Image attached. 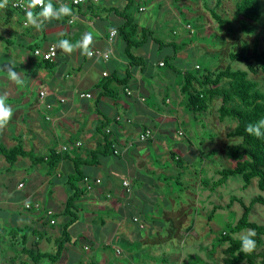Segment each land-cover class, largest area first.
Masks as SVG:
<instances>
[{"label": "crops", "instance_id": "1", "mask_svg": "<svg viewBox=\"0 0 264 264\" xmlns=\"http://www.w3.org/2000/svg\"><path fill=\"white\" fill-rule=\"evenodd\" d=\"M14 1L17 0H0V90L9 91L6 103L13 108V116L8 122L13 127L5 132L15 141L9 146L0 142L6 147L20 142L34 159H45L51 150L67 158L59 161L49 174L43 165L28 157H17L12 166L4 161V172H0V188H3L0 205L8 208L12 218L8 232L4 229L6 224L3 228L0 224V244L4 243L6 248L8 244H20L21 250L22 233L14 230L28 228L26 247L34 243L40 251L45 244L54 246L67 220L62 211L69 194L67 178L76 176L72 161L75 160L83 178L98 179L100 183L89 192L84 190L82 182L78 186L81 191L74 201L77 219L68 228L71 242L65 245L60 259L64 264H78V257L82 261L85 250L91 253L89 263L93 264H210V254L218 248L214 246L218 243L217 235L212 233L210 224L220 214L210 213L203 198L199 200L205 193V202L209 203L203 186H207L203 179L206 167L201 166L194 174L197 179L192 181V186L197 194L193 193L189 205L175 203L170 184L164 183L171 179L172 171L183 169L182 158L187 153L183 145L173 142L172 131L187 141L192 150L189 153L204 163L205 154L212 150L208 146L210 140H205L207 143L202 142L199 151L184 129L189 118L181 117L185 97L180 93L179 72L185 69L178 70L176 63L184 61L186 54L179 50L169 62L176 70H161L158 64L171 56V48H161L158 42H176L158 39L148 27L149 19H139L138 13L146 11L143 0H140L142 4H133L131 14L137 34L140 35L142 28L148 29L153 41L147 38L142 45L131 48V53L143 60L142 66L133 67L124 54L125 43L118 33L123 19L112 11H120L125 0H85L76 6L55 0L52 1L55 9L67 4L73 15L38 16L42 21L39 28L26 22V12L32 11L35 16L40 10L28 0H21L27 5L25 11L14 9L11 6ZM151 1L148 8L169 10L167 0ZM113 30L117 33L111 37ZM87 34H91V39H85ZM60 40L69 41L72 47H60ZM50 45L56 48L53 61L45 62L33 56L34 49H46ZM166 49L169 52L160 56ZM95 50L108 53L109 58L88 55ZM9 68L19 73L22 85L9 78ZM40 90L47 92L43 103L52 104L51 109H45L41 103ZM84 93L91 97H79ZM196 116L200 115L191 114L195 122ZM145 129L151 130L152 137L141 142L138 138ZM201 129L205 131L204 127ZM105 137L110 143V149L106 150ZM113 150L118 153L114 154ZM23 161L25 167H18ZM169 161L177 163L175 170L170 169ZM123 181L128 182L129 192ZM176 183H180L179 179ZM18 184L21 188H17ZM26 200L33 201L30 206L40 204V208L26 209ZM20 206L33 218L23 216ZM44 209L53 210L54 215L46 218ZM133 218L138 221L134 222ZM50 219L54 220L53 224ZM162 220L172 238L156 237L163 231ZM207 234L212 237L209 246L204 244ZM175 241L179 245L183 242L185 249L179 247L181 251L177 253V244L170 246Z\"/></svg>", "mask_w": 264, "mask_h": 264}, {"label": "rangeland", "instance_id": "2", "mask_svg": "<svg viewBox=\"0 0 264 264\" xmlns=\"http://www.w3.org/2000/svg\"><path fill=\"white\" fill-rule=\"evenodd\" d=\"M237 1L238 0H220V5L216 7L217 0H167L169 3V10L159 11L157 6L154 9L148 8L149 2H152L151 0H143L146 5V11L138 13V15L141 20L142 18L149 19L148 27L156 34L158 39L162 41L171 40L179 44L180 51L183 55L186 54L187 57L184 61L176 63V68L178 70L193 69L194 65H198L200 71L205 69L211 74L224 69L226 66L234 70L243 71L246 70L245 64L239 61H230L228 59V54L230 52L236 53L240 49H243L247 55H250L255 37L259 38V47L264 51V0H259L261 2V19L257 23L244 21L242 17L235 13L234 5ZM133 2L135 6L142 4L140 0H133ZM161 4L165 6L163 2H161ZM210 10H214L215 13L222 20L227 21V23L223 26L218 25L211 16ZM243 21L247 27L254 29L252 34H247L241 30V23ZM187 26H189V28H187ZM172 31H175L176 34L172 33ZM168 52V49L162 50L159 55L163 57ZM162 68L161 70L167 69L164 66H162ZM248 77L257 81L259 89L264 93V74L261 72L256 75L249 73ZM0 93H6L7 98L10 96L9 91L0 90ZM220 104V98H215L210 101L206 110L198 113L200 116H196V122L186 109L182 110L181 117L189 118V122L185 123L184 129L186 133L191 136L189 138L190 142L201 151L200 144L205 142V140H210L208 146L212 150L208 151L209 155L205 154L206 156H204V158L206 162L204 163L198 156H192L189 153L191 149L188 147L187 141L179 139L177 133L172 131L173 142L177 143L179 146L183 145L187 153L186 156L182 158L183 169L179 168L177 173L172 171L171 179L167 178L166 182H163L170 184L172 196L174 200L176 199L175 203L179 204L183 202L189 205V203L193 201V193L194 195L197 194L194 192L195 189L192 186V181L197 179V176L194 174L200 171L201 166H205L206 171H203V179L207 186L204 184L203 186L207 189L209 203L207 204L205 202V193L199 196V200L203 198L204 206H206V209H208L210 213L216 211L220 214L216 215L214 220L211 219V221H213V223L210 224V227L213 229L212 233H216V238H218L220 234L226 233L233 239L241 240V236L247 234L250 229L235 231L233 228L242 216L245 208L249 210V222L264 226V206L259 203H252L253 199L264 197V192L258 190L256 179H253L251 183L246 186L240 176L229 177L221 185H217L216 182L219 179L217 172L222 168H231L234 164L225 157L224 153L226 146L230 143L239 141L238 138L229 136L233 131L235 122L228 118L219 120L218 108ZM10 126L13 127L12 122H6L0 125V141L7 146L13 144V141H15V139H10L8 133L5 132ZM201 127H204L205 131H202ZM206 143L207 142H205V144ZM155 157L154 155V158ZM169 164L168 166H170V169L175 170L176 167L174 166L177 165V163L169 161ZM5 166L6 163L0 156V172H4ZM17 166L24 168L25 161L18 163ZM0 178L2 179L1 175ZM177 179H179V184L176 183ZM17 188H21L20 184L17 185ZM23 192L24 190L21 193ZM2 195L3 188H0V198H2ZM26 203L32 205L33 201L26 200L24 204ZM20 209L23 216H30L33 218L30 212L24 211L22 207ZM0 215L3 217L1 218L0 216L1 227L3 228V224L5 223L6 227L4 229L8 232L10 227L8 223H10L9 220L12 218L11 212L8 208L1 207L0 205ZM161 223L162 225L160 227L163 228V231H159L156 237L162 236L165 239H168V237L172 238L171 234L165 229V222L162 220ZM53 228H56V225ZM203 233H205V231ZM207 236L204 244L209 246L212 237L208 234ZM183 239L185 240L186 237ZM175 242L176 243L170 244V246L174 247V245L177 244V250H175L177 253L181 251L178 249L179 247L185 249L183 242L182 245H179L177 241ZM210 243H212V241ZM219 243L220 242L214 244V246L218 248L215 252L210 254V264H224L223 260L228 258L224 253V249L228 244ZM19 245L8 244L6 248V245L1 243L0 264H19L21 261L27 260L28 258L19 250ZM32 246L33 245L30 244L28 245V247ZM54 251L55 247L49 243L45 244V247L40 248V252L54 253ZM263 251L264 236L261 237V243L256 248V253ZM87 252L88 250H85L81 254L82 261H80L78 257V264H90L89 257L91 253L87 254ZM259 262L260 258H257L255 264H259ZM40 264H64V261L59 260L56 263H51L45 259L42 260Z\"/></svg>", "mask_w": 264, "mask_h": 264}, {"label": "trees", "instance_id": "3", "mask_svg": "<svg viewBox=\"0 0 264 264\" xmlns=\"http://www.w3.org/2000/svg\"><path fill=\"white\" fill-rule=\"evenodd\" d=\"M133 4V0H125V6L120 11L112 9L119 18L123 19L121 26L118 28V33L125 43L124 54L131 67L142 66L143 64L141 58H137L131 53V48L142 45L147 38L153 41L152 32L148 29L142 28L140 35L137 34V25L134 23L131 14ZM219 5L220 0H217L215 6L218 7ZM234 8L235 13L242 17L244 21L257 23L261 19V2L259 0H238ZM209 12L218 25L223 26L227 23L214 10ZM244 21L241 23V30L247 34H252L254 29L247 27ZM139 36L140 38H138ZM158 43L161 48L165 46L171 48V56L164 58L163 66L176 70L169 62L175 58L180 47L173 42L167 44ZM228 59L230 61L243 62L246 70H234L226 66L224 69L211 74L205 69L200 71L199 66L197 69H185L183 73L179 72L181 75L180 93L185 97V109L192 115L204 112L210 101L220 98L219 120L228 118L235 122L233 131L229 136L236 137L239 141L228 144L224 153L225 157L234 164L231 168H222L217 172L219 175V179L216 182L217 185H221L229 177L240 176L246 186L253 179H256L258 190L264 192V137L258 138L246 131L249 123H255L259 119L264 118V93L259 89L258 82L248 77L249 73L256 75L261 72L264 74V51L259 47V38H254L250 55L240 49L236 53L230 52ZM113 79L117 82L115 77ZM111 81L112 79L107 82ZM104 143V149H110V143L107 142L106 137L104 138ZM103 151L99 153H104ZM0 156L9 166L15 163L17 157H28L31 161H37L43 165L47 174L55 169L59 161L67 158L65 154L58 155L51 150L45 155V159H34L30 152L23 150L20 142H17L12 147H6L0 142ZM72 161L76 176L67 178L69 194L63 204L62 211V216L67 218V220L61 226L60 236L54 241V253L40 252L35 244L32 247H26L25 238L30 230L28 228L15 229V233H22L21 251L28 258L19 264H40L45 259L51 263H56L65 253V245L71 242L68 228L77 219V208L74 201L81 191L78 186L83 179L78 170L79 163L75 160ZM252 203H259L264 206V197L253 199ZM248 211V208L244 209L242 216L233 229L235 231L243 229L254 230L255 236L253 238L257 241L256 247L251 252L243 251L240 248V240L233 239L226 233L220 234L217 241L228 244L224 249V253L228 256V258L223 260L224 264H255L257 258H260L259 264H264V251L256 253V248L261 243V237L264 236V226L249 222Z\"/></svg>", "mask_w": 264, "mask_h": 264}, {"label": "clouds", "instance_id": "4", "mask_svg": "<svg viewBox=\"0 0 264 264\" xmlns=\"http://www.w3.org/2000/svg\"><path fill=\"white\" fill-rule=\"evenodd\" d=\"M73 11L71 7L67 4H63L59 9H55L52 0H48L46 4L43 5L41 11L34 16L32 11H27V23L34 25L35 27H41L42 21L38 19L39 17L44 18H60L61 16H72ZM85 39H91V34H87ZM59 46L63 48H71L72 45L67 40H60ZM8 76L11 80L15 81L17 85H22L23 80L21 79L19 73L15 69H8ZM7 94L0 93V125L8 122L13 116V108L10 104L6 103ZM246 131L256 137H264V118L259 119L255 123H249ZM255 236L254 230H248L247 234L241 236L240 248L243 251L251 252L255 249L257 241L253 238Z\"/></svg>", "mask_w": 264, "mask_h": 264}, {"label": "built area", "instance_id": "5", "mask_svg": "<svg viewBox=\"0 0 264 264\" xmlns=\"http://www.w3.org/2000/svg\"><path fill=\"white\" fill-rule=\"evenodd\" d=\"M52 1H55V0H52ZM93 1H96V0H93ZM48 2V0H28V3H30L32 6H34L35 8H37L38 10L41 11L42 7L44 4H46ZM64 2H68L74 6L78 5V4H81L83 2H85V0H64ZM12 8L14 9H18V10H21V11H25L27 9V5L25 2L21 1V0H17V1H14L12 4H11ZM187 28H189V26H187ZM192 32V31H190ZM117 32L115 30L111 31L110 32V36H114ZM33 55L40 59V60H43L45 62H51L54 60V58L56 57V48L55 46L53 45H50L48 46L46 49H42V48H36L33 50ZM89 56H95V57H100L102 58L103 60H106L109 58V54L108 53H105V52H101L99 50H95V51H91L89 52L88 54ZM159 66H163V62H160L158 64ZM197 69L198 68V65H194L193 66V69ZM103 75H105V73H103ZM38 96H39V99L41 101V103L43 104V106L45 107V109H51L52 107V104L50 103H43V99L47 96V92L45 90H40L38 92ZM79 97H84V98H90L91 95L89 93H84V94H79ZM60 102H64V99L63 98H60L59 99ZM118 119V118H116ZM106 132H109V130H106ZM179 135H182V132L179 131ZM152 137V132L151 130L149 129H145L140 135H139V141L141 142H144L148 139H150ZM63 151L64 150H68V148H63L62 149ZM61 150V151H62ZM113 153L116 154L118 153L117 150H113ZM100 183V180L98 179H90L88 177H84L82 179V184H83V187H84V190L89 192L92 190V187L93 185L95 184H99ZM122 185L123 187L125 188L126 192H129V184L127 181H123L122 182ZM22 186V185H20ZM25 208L26 209H31V208H34V209H38L40 208V204L36 203L35 205L33 206H30L29 204H26L25 205ZM43 213H44V216L46 218H51L53 215H54V211L53 210H50V209H44L43 210ZM133 221L134 222H137L138 220L136 218H133ZM50 223L53 224L54 223V220L53 219H50ZM138 225L140 228H143L142 226V223L138 222Z\"/></svg>", "mask_w": 264, "mask_h": 264}]
</instances>
